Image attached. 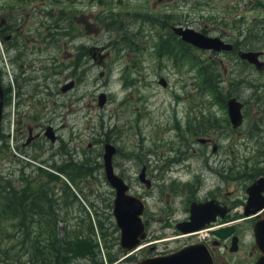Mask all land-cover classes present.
<instances>
[{"label": "rangeland", "instance_id": "374dc122", "mask_svg": "<svg viewBox=\"0 0 264 264\" xmlns=\"http://www.w3.org/2000/svg\"><path fill=\"white\" fill-rule=\"evenodd\" d=\"M176 1L0 0V15H11L18 22L26 20L28 28L39 22L46 26L56 21L62 11L74 17L72 10L76 9L79 27L83 28L80 31L88 37H78L74 44L80 43L83 49V43L86 47H103L106 53L104 63H96L89 54L85 60L81 58L82 64L77 68H58L57 63L47 66L43 64L46 60L36 64L35 68L23 71L19 61L12 63L10 60V55L15 51L7 48L6 44L11 39H3L0 34V75L9 100L4 108L3 137H0V155H5L0 157V174L5 176L0 180V187L25 185L24 174L40 182L39 187L43 182H47V186L50 184L46 177L42 178V170L37 168L49 171L41 160L47 152L35 157L29 152L30 148L19 149L18 145L25 136L19 140L18 132L12 129L17 97L16 78L23 73L29 76L28 88L31 83L33 86L42 83L39 85L41 89L48 88L43 90L44 93L51 91L49 96H41V103L35 104L45 112L55 110L58 115L56 122L65 147L63 153L58 154L57 165L63 168L64 163H80L88 171L87 174L73 176V179L62 168L57 171L61 178L57 184V199L61 202L63 194L67 198V207H60L64 209L63 222L83 219L94 223L97 220L94 196L97 190L105 195L112 190L102 163L106 141L118 148L113 156L116 171L126 180H131L133 188L145 194L146 218L149 217L150 227L155 222L151 215L157 209L171 206L177 209L175 215L181 216L183 205H188L190 192L195 190V186L201 182L198 193L206 191L214 177L207 172L206 165L212 163L215 157L225 158L227 165H236L238 177H229L228 182L219 183L228 190L236 187L237 194L245 200L246 186L253 179L250 175L256 176L257 167L262 165L256 160H264V74L258 72L254 65L241 60L236 53L226 55L209 50H192L187 54L173 52L157 55L155 50L159 41L170 34L168 22L158 16L173 10L174 18L183 20L179 14L181 11H201L198 7H186L185 3L176 4ZM230 11L222 7L205 9V13L214 12L232 18ZM221 20L225 26L215 21L209 24L212 32L219 33L225 27L232 37L236 35L242 38L233 21ZM199 23L187 21L192 27L204 26V20L201 19ZM161 31L164 33L160 35ZM54 32H47V41ZM55 40L52 39L53 42ZM58 42L59 51L55 45L57 43L48 44L44 55L55 52L61 60V45L63 49L72 50L63 41ZM174 44L179 46L177 39ZM62 59L65 61L66 55ZM208 62H216L219 71L218 85L223 90L219 98L202 86L203 74L200 69ZM51 65L55 68H51ZM162 77L166 80L165 86L159 82ZM71 81L73 85L62 91L61 87ZM101 91L105 92L107 98L99 106L97 97ZM231 95L243 102V120L237 127L231 125L227 112L226 99ZM209 115L213 119L207 118ZM209 120H213L212 125L208 123ZM137 121L138 125L135 124ZM200 137L210 138L218 146V151L212 152V143L202 146ZM167 152L173 159L169 165H164ZM143 164L147 175L154 179L151 188L138 179ZM246 170L251 174H245ZM223 173L227 176L235 172L227 169ZM5 194L8 193L0 190V209L6 203ZM1 211L0 223H11L8 216L2 219ZM111 220L114 221V218ZM13 229L16 230L11 225L8 231ZM18 239L14 237L9 244L2 240L1 248L15 245L7 264H29L25 262L24 245L18 244Z\"/></svg>", "mask_w": 264, "mask_h": 264}, {"label": "flooded vegetation", "instance_id": "af4514ba", "mask_svg": "<svg viewBox=\"0 0 264 264\" xmlns=\"http://www.w3.org/2000/svg\"><path fill=\"white\" fill-rule=\"evenodd\" d=\"M73 1L79 2V0ZM80 1L87 2L88 0ZM159 1L168 3L174 0ZM179 3L181 5L185 3L186 7L189 8L198 7L201 11L199 13H192L190 10L181 11L179 14L183 16V20H176L173 10L161 13L158 17L168 22L170 34L159 41L155 50L157 55L173 54V52L187 54L191 53L192 50H209L226 55H232V53L238 55L239 50H255L260 52L259 58L264 61L262 57L264 55V0H177L176 4ZM215 7H222L225 10L231 9L232 18H228L224 14L220 16V14L214 12L205 13V9ZM72 14L75 16H67L62 11L56 21L46 24V26L39 22L38 25H31V28L30 26L28 28L26 20L18 22L11 15H0V34L3 39H11L6 47L15 51L10 55L11 62L19 61L23 71L35 68L36 64L43 63L46 60L47 62L43 64L47 66L48 64L54 65V63H57L58 68L68 66L77 68L82 64L81 58L85 60L89 54L92 55V59L96 63H104L106 53L103 52V47H86V44L83 43V49L80 43L74 44L76 38L81 36L87 38L88 35L80 31L83 28L79 27L80 21L77 10L73 9ZM201 19L204 20V26L201 27L200 25V28L187 24L188 20L198 24ZM221 19L233 21V26L238 28L237 33L242 35V38L236 35L232 37L225 27L219 33L212 32L209 24L214 21L222 22ZM222 24L225 26L223 22ZM176 27L180 29L192 28L205 35L219 37L224 43L230 44L231 47L217 50L197 46L191 41L183 39L182 33L177 32ZM52 30H55V32L48 36L49 40L47 41V32ZM163 33L161 31L160 35ZM53 38H56L55 42L52 41ZM175 39H177L179 46L174 44ZM59 40L63 41L64 45L71 46L72 50L63 49L61 45V60L57 58L55 52L44 55L48 44L57 43L55 45L58 47L57 51H59ZM31 42H33L32 45ZM65 55L66 60L63 61L62 58ZM240 59L247 61L246 59ZM247 62L249 65H254L252 62ZM52 65L51 68H55ZM254 68L257 69L256 66ZM257 70L264 74V67ZM28 80L29 76L23 73L20 74L19 78H16L17 97L15 99V116L12 129L18 132L19 140L25 136L24 140L18 145L19 149L30 148L29 152H32L31 155L35 157L47 152L41 160L42 163L45 162L44 167L49 171L41 168V176L42 178L46 177L47 181L50 182L48 186L47 182H43V184L44 188L48 190V196L52 201L49 204V209L32 210L31 195L27 194L30 200L27 209H24L22 214H14L16 209H0L2 210V219L4 220L8 216V219L11 220V223H0V244H3L4 240L6 244H9V241L11 242L14 237H19L17 243L24 245L25 262L29 264L34 262L36 264H144L146 260L180 251L184 252L186 263L182 259L179 264H264V243L258 242L255 231L256 222L264 215V205L254 212L247 213L246 211L250 208L248 205V185L246 186L245 200L237 194L236 187L233 190L226 189V186L222 187L220 181L228 182L229 177H238L236 176V165L234 163L227 165L223 157L212 158V163L206 165L207 172L213 174L214 177L210 180L204 193H198L197 191L201 187V182L195 186V190L190 192L191 197L188 199V205H183L181 216H176L177 209L175 210L171 206L166 209H157L151 215V218L155 221L151 227L147 219L149 217L146 218L148 209L145 208V194L133 188L132 181L126 180L123 175L116 171L113 161L115 172L122 176L129 186L127 191L137 195L144 202V209L140 215L144 223V236L131 248H126L121 243V231L113 215V188L106 195L97 190L93 204L94 209H96L94 213L98 216L94 223L83 221V219L76 222H63L64 209H60L63 202H59L57 199V184L61 179L58 172L62 166L57 165V158L60 152L63 153L65 143H63L62 134L59 132V126L56 122V116L58 115L55 110L45 112L35 104V102L41 103V96H49L51 91L48 90L44 93L43 90L48 88L43 87L41 89L39 85L42 83L35 86L31 83L30 88H28ZM61 90L63 91L62 88ZM8 101V96L4 93L2 119L5 117L6 111L4 108ZM135 124L138 125L139 121ZM1 128L2 120L0 132ZM205 138L204 142L199 141L202 146L212 143L210 138ZM171 149L169 148V150ZM117 151L116 146L115 153ZM215 151H218V146L212 143V152ZM3 156L5 155H0L2 158ZM172 159L173 157L167 152L164 165H169ZM256 161H260L263 168L261 166L257 167V175H250L253 178L251 183L264 174V160ZM37 168L40 169V167ZM227 169L229 172L235 173L224 176L223 172ZM141 170H144L145 178L149 180L150 184L147 186L145 182L139 179L138 175L139 181L144 183L147 188L153 187L154 179L147 175L145 164L142 165ZM2 177L5 176L0 174V180ZM23 178L26 180V187L30 188L35 185V190L40 191L38 188L40 182L30 179L29 174H24ZM54 187L55 190H53ZM43 193L46 194V191ZM41 197L43 198V196ZM262 197L264 198V190L262 191ZM209 201H211V204L203 207V215L206 216L210 212L213 218L205 224L193 228V222H189L191 204L193 202ZM112 217L114 221L111 220ZM12 219L16 222H13ZM11 225L16 230L8 231ZM14 246L13 244L0 247V255L2 256L0 262L2 264H7L9 254L12 258Z\"/></svg>", "mask_w": 264, "mask_h": 264}, {"label": "water", "instance_id": "95a60500", "mask_svg": "<svg viewBox=\"0 0 264 264\" xmlns=\"http://www.w3.org/2000/svg\"><path fill=\"white\" fill-rule=\"evenodd\" d=\"M177 32L182 33V38L185 40L191 41L193 44L204 47V48H213L220 50L221 48H230L231 45L224 43L219 37H212L205 35L201 32H198L192 28L180 29L175 28ZM259 51L255 50H239L238 55L242 59H246L249 62H252L257 69H262L264 67V61L259 58ZM159 82L165 86L166 80L162 77ZM73 85V82L66 83L61 88L63 90L68 89ZM98 105L102 106L106 101L105 92L101 91L98 94ZM4 104V91L1 83L0 77V127L2 120V111ZM227 112L229 120L233 127H237L241 124L243 120V102L239 100L236 96L231 95L226 99ZM206 138L200 137L199 141L204 142ZM116 151V147L111 142H105L103 145V167L104 174L107 181L110 183L114 189V198H113V215L115 217L116 223L121 231V243L126 248H131L141 237L144 236V223L141 219V213L144 209L143 200L135 194L129 193L128 184L125 182L122 176H120L114 170L113 166V154ZM139 179L142 182H145L149 186L150 182L145 178L144 170H141L139 173ZM264 190V174L258 177L254 182L247 186L248 193V205L249 209L246 211L254 212L264 205V198L262 197V191ZM209 202H193L191 204V215L190 221L193 222L194 227L201 226L205 222L211 220L213 215L209 212L206 216L203 215V207L210 205ZM256 237L258 242L264 243V215L259 219L255 224ZM264 248V244H263ZM183 251L176 252L166 256H160L157 258H152L146 260L144 264H179L183 259L185 262V254ZM187 254V253H186ZM183 255V256H182ZM186 263V262H185Z\"/></svg>", "mask_w": 264, "mask_h": 264}, {"label": "trees", "instance_id": "16d2710c", "mask_svg": "<svg viewBox=\"0 0 264 264\" xmlns=\"http://www.w3.org/2000/svg\"><path fill=\"white\" fill-rule=\"evenodd\" d=\"M200 73L203 74V78H204V80L202 81L203 82L202 86L204 85L203 89H205L208 93L216 96V98H219L220 95L223 94V90H222V87L218 85L219 84V81H218L219 71H218V68L216 67V62L215 64L208 62L206 66H203V67L201 66ZM224 104H225V101H224ZM207 118L213 119L211 115H209ZM212 122L213 120L212 121L209 120L208 123L212 125L213 124ZM1 136L3 137V133L0 132V137ZM245 165L246 163H244V166ZM62 169H63V172L66 171L69 174H71L72 179H73V176L78 177L80 174H87L88 172L87 168L85 170L82 164L72 163V162L64 163V166ZM245 174L250 175L251 171L248 172L246 170ZM38 188L40 189V191L38 189H37L38 191L35 190V185L31 186L30 188L26 187L25 185L21 187H13L11 184L5 186L4 188L0 187V190H3L4 192L8 193V194L3 195L8 200L6 199V203L4 204L2 209H16L14 214H22L23 210L27 209V205L30 200L27 197V194L31 195V199H32L31 209H49V204L52 201V199H50V197L48 196V190L44 188V184L41 185L40 187L38 185ZM44 191H46V194L43 193ZM40 196H43V198L42 197L40 198ZM66 201H67V198L64 197V194H63L61 197V202H63L62 203L63 207H67V205H65ZM5 214H9V213H5ZM33 264H36V262H34Z\"/></svg>", "mask_w": 264, "mask_h": 264}, {"label": "bare ground", "instance_id": "6f19581e", "mask_svg": "<svg viewBox=\"0 0 264 264\" xmlns=\"http://www.w3.org/2000/svg\"><path fill=\"white\" fill-rule=\"evenodd\" d=\"M1 77V76H0ZM32 210H34V209H32Z\"/></svg>", "mask_w": 264, "mask_h": 264}]
</instances>
